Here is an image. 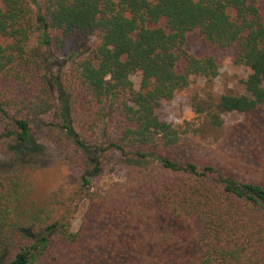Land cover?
Returning a JSON list of instances; mask_svg holds the SVG:
<instances>
[{"label":"trees","instance_id":"obj_1","mask_svg":"<svg viewBox=\"0 0 264 264\" xmlns=\"http://www.w3.org/2000/svg\"><path fill=\"white\" fill-rule=\"evenodd\" d=\"M216 50L246 73L192 102L213 150L180 156L159 109L219 76ZM260 111L264 0H0V264H264V132L245 168L224 120ZM36 135L66 172L38 202Z\"/></svg>","mask_w":264,"mask_h":264},{"label":"rangeland","instance_id":"obj_2","mask_svg":"<svg viewBox=\"0 0 264 264\" xmlns=\"http://www.w3.org/2000/svg\"><path fill=\"white\" fill-rule=\"evenodd\" d=\"M77 44H72L61 55L65 58L72 50H78ZM187 47L193 52L204 53L211 52V48L198 36L197 33L189 34ZM231 51L216 50L218 57H225L220 69L219 76L212 82L199 80L196 84L188 89L178 92L174 99L163 101L159 114L160 117L180 126L187 130V136L178 146L180 156L186 154L200 153L208 154L213 150L214 138L208 129V125L204 124V117L195 113L191 105L195 99L215 98L218 94L226 90L237 89L241 77L246 71L243 66L232 65L230 56ZM55 57H57L55 55ZM135 84H139L141 78L134 74L131 76ZM224 120L229 125V130L233 129V133H229L228 138L233 136L236 144L230 143L225 148L231 149L235 155L243 154V167L247 168L251 164V147L258 141L257 129L264 132V111L257 112L252 115L228 114L224 115ZM36 143L39 144L40 151L37 159L30 164L21 167L23 176H27L32 185V199L41 201L45 195L55 188L66 175L65 167L61 160L59 148L56 144L42 140L39 135L35 136ZM223 148V143L220 144ZM120 171L115 174L114 178L120 177ZM84 207H81L76 214L74 228L80 225L81 215Z\"/></svg>","mask_w":264,"mask_h":264}]
</instances>
